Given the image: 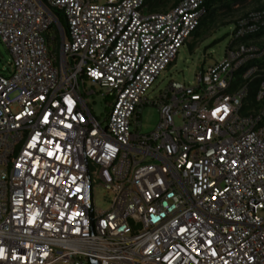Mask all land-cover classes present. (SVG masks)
I'll return each mask as SVG.
<instances>
[{
    "label": "built area",
    "instance_id": "1",
    "mask_svg": "<svg viewBox=\"0 0 264 264\" xmlns=\"http://www.w3.org/2000/svg\"><path fill=\"white\" fill-rule=\"evenodd\" d=\"M147 1L0 0L13 70L0 75V264H264V10L156 103L147 91L209 10ZM85 82L110 99L103 121ZM155 104L156 129L140 133Z\"/></svg>",
    "mask_w": 264,
    "mask_h": 264
},
{
    "label": "rangeland",
    "instance_id": "2",
    "mask_svg": "<svg viewBox=\"0 0 264 264\" xmlns=\"http://www.w3.org/2000/svg\"><path fill=\"white\" fill-rule=\"evenodd\" d=\"M177 0H153L149 4L151 10L169 9ZM264 7V0H223L211 7L207 17L202 21L198 31L181 47L175 60L167 69L159 75L151 88L147 91L146 97L151 102H156L158 96L166 89L171 81L181 83L185 87H192L195 77L200 70H205L209 66L220 63L224 60L226 51L232 42L235 23L242 16L249 12L259 10ZM60 21L65 28V22ZM45 37L55 38V46L50 45L51 51L60 49V36L55 28H50ZM11 56L0 39V75L9 77L13 73L11 68ZM85 81V79H84ZM90 90L92 95H85ZM80 91L84 99H88V108L98 120L103 121L109 112L110 99L103 98V90L92 88L85 82L80 86ZM246 110L257 111L262 104H256L253 99V91L245 101ZM138 131L148 134L154 131L159 123L158 105H148L140 110L138 116ZM176 126L181 125L178 118H174ZM94 204L97 210L105 211L108 202L103 196L101 188L94 191Z\"/></svg>",
    "mask_w": 264,
    "mask_h": 264
},
{
    "label": "trees",
    "instance_id": "3",
    "mask_svg": "<svg viewBox=\"0 0 264 264\" xmlns=\"http://www.w3.org/2000/svg\"><path fill=\"white\" fill-rule=\"evenodd\" d=\"M153 0H148L147 1V3H148V5L152 2ZM178 1V0H177ZM177 1L174 3V4H176L177 3ZM221 1H223V0H205V6H206V8L210 11V9H211V7H213L214 5H216L217 3H219V2H221ZM173 4V5H174ZM260 10H264V7L263 8H261V9H259V10H256V11H260ZM246 15V14H245ZM207 17V16H206ZM59 22H60V24H61V26L63 27V24H62V22L60 21V18H59ZM200 26H201V24H200ZM199 26V27H200ZM199 29V28H198ZM198 29H197V31H198ZM196 31V32H197ZM195 32V33H196ZM263 33H264V31H263ZM263 104H264V101H263ZM263 123H264V121H263Z\"/></svg>",
    "mask_w": 264,
    "mask_h": 264
},
{
    "label": "water",
    "instance_id": "4",
    "mask_svg": "<svg viewBox=\"0 0 264 264\" xmlns=\"http://www.w3.org/2000/svg\"><path fill=\"white\" fill-rule=\"evenodd\" d=\"M91 264H98V263L95 260H91Z\"/></svg>",
    "mask_w": 264,
    "mask_h": 264
}]
</instances>
